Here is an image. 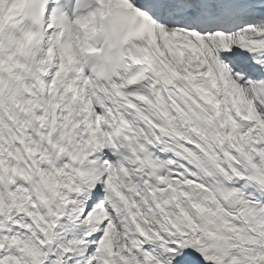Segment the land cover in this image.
<instances>
[{"label":"snow or ice","instance_id":"snow-or-ice-1","mask_svg":"<svg viewBox=\"0 0 264 264\" xmlns=\"http://www.w3.org/2000/svg\"><path fill=\"white\" fill-rule=\"evenodd\" d=\"M0 264H264V0H0Z\"/></svg>","mask_w":264,"mask_h":264}]
</instances>
